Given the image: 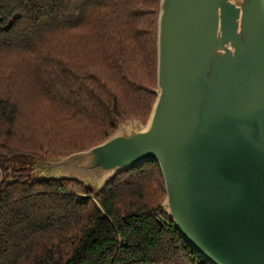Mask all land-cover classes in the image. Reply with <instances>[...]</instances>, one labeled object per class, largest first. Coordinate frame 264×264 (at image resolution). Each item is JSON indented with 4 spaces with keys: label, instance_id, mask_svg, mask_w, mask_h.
<instances>
[{
    "label": "trees",
    "instance_id": "1",
    "mask_svg": "<svg viewBox=\"0 0 264 264\" xmlns=\"http://www.w3.org/2000/svg\"><path fill=\"white\" fill-rule=\"evenodd\" d=\"M159 9L160 0H0V264H212L164 210L156 160L98 191L33 172L121 121H147Z\"/></svg>",
    "mask_w": 264,
    "mask_h": 264
},
{
    "label": "water",
    "instance_id": "2",
    "mask_svg": "<svg viewBox=\"0 0 264 264\" xmlns=\"http://www.w3.org/2000/svg\"><path fill=\"white\" fill-rule=\"evenodd\" d=\"M157 94L145 123L36 160L95 191L156 160L163 208L212 264H264V0H160Z\"/></svg>",
    "mask_w": 264,
    "mask_h": 264
},
{
    "label": "built area",
    "instance_id": "3",
    "mask_svg": "<svg viewBox=\"0 0 264 264\" xmlns=\"http://www.w3.org/2000/svg\"><path fill=\"white\" fill-rule=\"evenodd\" d=\"M158 220H159L161 223H165V222H167L166 218H165L163 215H161V214L158 215Z\"/></svg>",
    "mask_w": 264,
    "mask_h": 264
},
{
    "label": "rangeland",
    "instance_id": "4",
    "mask_svg": "<svg viewBox=\"0 0 264 264\" xmlns=\"http://www.w3.org/2000/svg\"><path fill=\"white\" fill-rule=\"evenodd\" d=\"M37 175V174H36Z\"/></svg>",
    "mask_w": 264,
    "mask_h": 264
}]
</instances>
